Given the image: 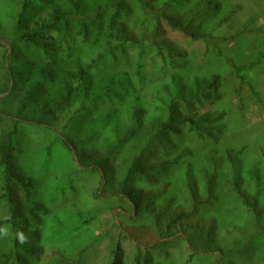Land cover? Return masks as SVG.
Segmentation results:
<instances>
[{
  "label": "trees",
  "instance_id": "obj_1",
  "mask_svg": "<svg viewBox=\"0 0 264 264\" xmlns=\"http://www.w3.org/2000/svg\"><path fill=\"white\" fill-rule=\"evenodd\" d=\"M190 1L9 0L8 29L0 17V229L8 233L0 243V264H34L46 242L69 238L97 218L80 209L63 217L49 212L37 181L17 162L27 129L44 137L41 162L62 167L49 190L52 200L74 192L78 178L87 174L98 179L104 191L124 199L135 214L153 215L159 239L145 247L136 244L128 263L119 235H110L107 264H153L154 252L167 255L168 247L178 241L186 243L191 256L216 253L218 258L245 261L258 254L264 259L263 210L257 191L250 195L241 186L235 160L239 150L226 149L224 158L206 154L208 167L197 162L182 167L195 209L213 199L217 165L224 159L230 165V185L248 211L252 229L244 236V229L238 228L230 247L217 243L210 229L185 226L187 214L171 212L170 202L157 210L154 203L162 192L137 187L156 184L192 154L183 149L168 159L174 138L184 128L215 142L227 115L220 105L240 96L241 86L232 82L242 84L244 77L236 67L227 77L184 73L186 54L167 30L201 40L205 53H219L215 28L206 22L221 3L200 0L190 6ZM150 48L169 72L152 87L151 110L136 90L137 83L144 84L143 59ZM131 50L137 51L133 74L120 67ZM261 156L264 159V150ZM249 175L257 187L260 172L252 167ZM45 220L51 225L49 236L42 231ZM18 234L26 242L21 243ZM84 252L59 251L53 264H82Z\"/></svg>",
  "mask_w": 264,
  "mask_h": 264
},
{
  "label": "rangeland",
  "instance_id": "obj_2",
  "mask_svg": "<svg viewBox=\"0 0 264 264\" xmlns=\"http://www.w3.org/2000/svg\"><path fill=\"white\" fill-rule=\"evenodd\" d=\"M199 1L191 0L189 5ZM215 1L221 3V9L210 16L206 24L208 28H215L213 35L217 39L218 54L212 51L205 53V46L201 40H192L184 34L170 30H167V36L186 54L188 64L184 70L185 74H197L202 77L220 74L227 77L236 67L239 74L244 77L242 84L232 82L234 87L241 86L240 96L228 97L220 105L227 115L215 142L199 138L184 128L183 133L174 138V148L168 153V159H175L183 149H188L192 154L180 159L156 184L138 183L137 187L162 192V197L154 203L157 210L160 211L166 201L170 202L171 212L183 210L187 214L183 219L185 226L199 225L204 230L210 229L217 243L230 247L232 245L230 240L238 228L244 229V236L252 231L248 226L249 213L230 185L232 180L230 165L225 159L217 165L213 199L195 209L185 190L182 167L188 162H197L208 167L204 161L206 154L211 153L224 158L226 149L239 150L240 154L235 158L237 176L248 194L254 195L257 191L258 203L263 210L264 218V159L261 156L264 150V0ZM10 9L9 0H0V17L6 29L10 27L7 18ZM222 18L225 21L218 25ZM136 52L131 50L129 59L122 61L120 66L132 74ZM143 75L144 84L137 83L136 90L146 107L151 110L153 85L165 81L169 75L154 48L148 49L145 53ZM254 93L258 96L257 99L254 98ZM210 107L207 105L205 108ZM45 143L40 133L27 129L22 134L17 162L26 175L37 181L38 195L47 202L49 212L63 217V214L73 209H80L96 214L97 218L93 224L69 238L60 242H46L34 264H53L59 251L75 254L80 249L85 251L82 264H107L110 235H119L130 263L136 244L145 247L159 239L158 232L152 225L153 215L135 214L124 199L104 191L98 179L93 180L87 174H82L78 178L74 192L56 196L52 200L49 197V190L59 177L62 167L41 162L39 153ZM252 167L260 172L261 179L257 187L250 179L249 171ZM95 193H98L100 198H95ZM42 231L45 235H50V222L45 220ZM187 233L193 236L190 232ZM7 238V232L0 233V243L5 242ZM189 250L186 243L175 242L168 247L167 255L154 252L153 264H264V259L258 254L241 261L237 257L218 258L216 253L191 256Z\"/></svg>",
  "mask_w": 264,
  "mask_h": 264
},
{
  "label": "clouds",
  "instance_id": "obj_3",
  "mask_svg": "<svg viewBox=\"0 0 264 264\" xmlns=\"http://www.w3.org/2000/svg\"><path fill=\"white\" fill-rule=\"evenodd\" d=\"M0 233H5L6 234L5 230H2V229H0ZM18 236H19V240H20L21 243L26 242V238L22 234H18Z\"/></svg>",
  "mask_w": 264,
  "mask_h": 264
}]
</instances>
